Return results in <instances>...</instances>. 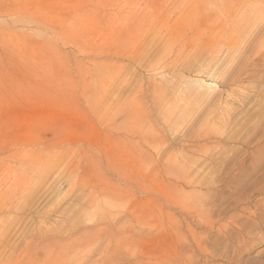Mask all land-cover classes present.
<instances>
[{
	"label": "rangeland",
	"instance_id": "obj_1",
	"mask_svg": "<svg viewBox=\"0 0 264 264\" xmlns=\"http://www.w3.org/2000/svg\"><path fill=\"white\" fill-rule=\"evenodd\" d=\"M263 165L264 0H0V264H264Z\"/></svg>",
	"mask_w": 264,
	"mask_h": 264
},
{
	"label": "bare ground",
	"instance_id": "obj_2",
	"mask_svg": "<svg viewBox=\"0 0 264 264\" xmlns=\"http://www.w3.org/2000/svg\"><path fill=\"white\" fill-rule=\"evenodd\" d=\"M236 166H237V165H236ZM254 166H255V165H254ZM263 166H264V165H263ZM263 166H262V167H263ZM260 168H261V167H260ZM260 168H259V169H260ZM252 169H253V168H252ZM253 171L256 172V169H253ZM253 171H252V172H253ZM257 171H258V170H257ZM255 172H254V173H255ZM263 176H264V175H263ZM263 176H262V174H261V176H259L258 180L261 179V178H263ZM257 188H258V187H257ZM259 206H260V205H259ZM210 213H211V212H210ZM205 214H206V213H205ZM207 214H208V213H207ZM206 220H207V219H206ZM234 226H235V225H234ZM223 227H224V226H223ZM193 233H194V232H193ZM174 234H175V236H176L177 233H174ZM177 236H178V235H177ZM177 236H176V237H177ZM203 238H204V237H203ZM179 240H182V239L179 237ZM192 241H193V240H192ZM201 241H202V240H201ZM204 241H205V240H204ZM259 241H262V240H259ZM184 242H187V241L185 240ZM195 242H196V241H194V243H195ZM197 242H198V241H197ZM199 242H200V241H199ZM194 243H193V244H194ZM204 243H205V242H204ZM193 244H192V245H193ZM198 244H199V243H198ZM198 244H197V243L195 244L196 247H197V252H198V251H199V252L201 251V254H202V253H203L202 251H204L203 249H204L205 247L201 248V246H199ZM203 246H204V245H203ZM200 248H201V249H200ZM193 250H194V249H193ZM208 251H209V250H208ZM190 252H191V251H190ZM195 252H196V251H195ZM204 253H205V252H204ZM206 253H208V252H206ZM209 253H210V252H209ZM209 253H208V254H209ZM178 258H179V255H178ZM176 259H177V258H176ZM190 260H191V258H190ZM195 260H196V259H195ZM191 261H192V260H191ZM196 261H197V260H196ZM188 262H189V261H188ZM171 263H172V262H170L169 264H171ZM191 263H192V262H191ZM193 263H194V262H193ZM196 263H197V262H196ZM228 263H229V262H228ZM181 264H182V263H181ZM230 264H231V263H230Z\"/></svg>",
	"mask_w": 264,
	"mask_h": 264
}]
</instances>
